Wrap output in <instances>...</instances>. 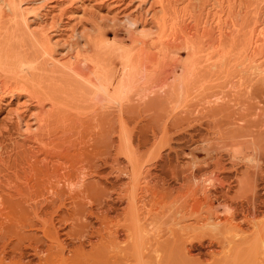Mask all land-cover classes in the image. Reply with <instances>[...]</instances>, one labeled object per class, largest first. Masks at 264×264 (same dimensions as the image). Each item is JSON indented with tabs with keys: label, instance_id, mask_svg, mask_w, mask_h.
Instances as JSON below:
<instances>
[{
	"label": "bare ground",
	"instance_id": "1",
	"mask_svg": "<svg viewBox=\"0 0 264 264\" xmlns=\"http://www.w3.org/2000/svg\"><path fill=\"white\" fill-rule=\"evenodd\" d=\"M262 84L264 0H0V210L22 203L28 217L60 220L73 199L116 210L162 191L167 211L124 223L135 248H149L134 264H264V154L242 151L236 137L198 136L235 112V136L264 125L257 100L246 112L235 105ZM144 145L156 148L154 159L133 157ZM221 150L246 161L238 189L197 175L202 165L228 169ZM198 201L224 212L202 214ZM20 234L15 262L32 264L45 252L41 237ZM110 236L93 264H121L106 256L119 244Z\"/></svg>",
	"mask_w": 264,
	"mask_h": 264
},
{
	"label": "rangeland",
	"instance_id": "2",
	"mask_svg": "<svg viewBox=\"0 0 264 264\" xmlns=\"http://www.w3.org/2000/svg\"><path fill=\"white\" fill-rule=\"evenodd\" d=\"M224 89H226V87ZM256 93H257V97L255 98H253V91L251 90L249 92L239 94L238 96L239 99H241V101H245V103L242 104L240 101L239 104L241 105L235 104L236 109L237 107H240V106L242 107V105H245L246 103L247 105H249L248 104L249 101L253 102L257 100V103L259 104L261 110H264V85L263 84L262 86L259 87V89L256 90ZM245 107H242L244 109L239 108L238 111L246 112L248 108L246 109ZM249 110H255V108L252 107V108H249ZM4 114L5 113L3 111L2 112L0 111V121H1V118L4 116ZM239 115H240L239 112H235V114L230 117L222 116V120L220 122L214 123L213 121H211L210 128H208V130L204 127H201L202 131L204 132L200 133V135L198 134L199 138L201 139V141L207 142L208 140L206 138L209 137L211 138V140H209L208 142L209 144H212V143L219 144V142H217L214 139V137L224 136L227 139H229V137H236L239 139H235V141L239 143L241 142L240 146L242 148L239 146L241 150L244 149L245 151L255 152L258 156L260 154L261 155L264 154V125L249 126L247 130V134L248 133L250 134L251 132L250 135L246 134L242 136H235V134L230 132L229 129H231L233 126V123L231 121L235 120L233 116H239ZM178 134L180 133H177L175 135H178ZM164 141L165 140L161 141L160 144L164 143ZM243 141H247V142H245L244 144ZM133 142L134 143L136 142L135 137H133ZM173 145H180V143L173 142ZM245 146L247 147L245 148ZM155 149L147 148V146L145 145L144 147L140 146L138 150L134 151L135 154H133V157H135L137 154L136 157L140 161L146 160L147 158H150L151 160L153 156L156 154ZM166 150H167V147H165L163 151H166ZM185 151H187V149ZM220 153L223 154L225 165L228 167L227 170L218 172V171L213 170L214 166L211 164L202 165V167H200L197 170V175L200 180H205V179L213 180V179H217L218 177H221L222 179H228L231 182V184L234 186V188L238 189V187L242 186L249 178V175L246 172L247 169L245 168L246 161L244 162L243 159L240 160L241 158H237V160H234V159L231 160L229 158L227 150H221ZM188 157L189 156L181 157V160H179V164L186 163L185 161L189 159ZM142 158L143 160H141ZM124 166H126L125 161H123V164L120 163L119 170H122ZM157 172H162V170L157 167ZM169 181L170 183H176V181L172 179ZM143 184H148V183L143 182ZM150 184L149 186H151ZM160 197L164 198L165 193L162 191L157 192L154 197L156 199L147 200L145 203H142L141 201H135L132 204H130L125 201L116 210H108L107 204L100 200L89 201V200L73 199V200L67 201L65 203L66 206L62 207L59 210L60 211L59 213L63 217V218L61 217L63 220L62 219L59 220L57 218L59 217L58 215L56 216L54 215L55 217H52V216L50 217V213L48 212L44 213L43 215L41 214L42 217L41 216L28 217L27 216L28 214L25 213V209L22 203H19L21 204V205H18L19 207L15 206L16 204L9 205L10 202L7 203L8 205H6L5 203L4 210L3 209L0 210V264H17L15 260L17 259L16 257L18 253H16L17 250L15 251L13 247L18 244L17 240L20 239L19 237L20 233H23V234L29 233L32 235H34L35 233V236L38 234L37 235L38 238L41 237L38 242L41 252L42 251L46 252L44 248L48 249L49 251L50 248L52 249L53 247L54 248L52 250L56 251L55 249H57L56 247H58L59 245H62V244L66 245L64 248L65 250L64 253L66 256L64 259L65 261L60 260L59 257L56 258L57 251L53 252L52 250H50V254L52 255V257L50 254H49V257H51V259L48 257V253H47L48 251L46 253L44 252L47 256L42 252L44 254L43 256L47 257V258L46 257L42 258V256L40 257L43 259L42 264H87V263L93 264L95 262L97 263V260H100L99 259L100 257L98 256H100V254L101 255L103 254L104 256L105 249H103L104 248L103 245L105 243H109L107 241V238L109 239L111 237L110 235H114V234L116 235V238H117L116 243L118 244L119 242V244L116 246L110 244V246L111 245L112 246L111 247L108 246V249H109L108 251H110L113 254L112 256L109 257L108 255L110 254L109 252L108 254H106V256L109 259L111 258V260L113 259L112 261H114V259L117 260V262L121 261V264H130V263L134 264L135 262L140 263L138 260L141 259V261H143V259L145 260L148 257L149 248L145 246L146 243H144V245L142 244L143 247L135 248L136 246H134L133 243L130 242L131 239L128 237V235H126L127 229H125L124 223L128 221L129 219L128 217H130V215H138L140 217H142L141 215H143L145 220H143V217H142V221H146V219H149L147 217H149L150 215H158V214H162L165 211H167L168 206L170 204L169 200L171 201V199L169 197L168 199L167 198L160 199ZM198 202H199V205L201 204L199 207H201L200 209H201L202 214L216 213V215L220 216L224 212L222 208L223 203L218 206H213V203L210 201H206V202L198 201ZM11 205L14 207H12ZM262 208H264V205L262 206ZM88 211H93L94 213H97V214L107 213V216L100 218L95 215H88ZM263 211L261 210L258 212L259 215L258 214L257 215L259 219L264 218ZM51 218H52V222L54 221L55 226L51 223V220H50ZM48 219L49 221H47ZM241 222H242V227H244L245 229L246 228L245 221L243 220ZM31 223L33 225H31ZM57 225H58V228H57ZM231 226H232L231 227L232 231H238L239 233L242 232L241 229L234 226L233 224ZM57 229L59 233L58 234L59 241L61 242L65 241L66 243L60 242L58 244L53 239V237L57 235L56 234ZM53 232H56V233L53 234ZM23 234H20V236ZM47 235L49 237H46ZM60 238L62 239L60 240ZM52 239L54 240L53 243H51ZM24 240L26 242L27 239L24 238V239L19 240V243L21 241L20 245L23 244ZM126 240L129 242L126 243L125 242ZM78 244H80V247L77 246ZM215 245H218V244H215ZM110 248L113 249V251ZM29 250L30 249H28V251ZM103 250L104 252L102 253ZM42 253H40V255ZM40 255H37V256L31 255L28 258L31 259L32 264H41V262H39ZM116 255L117 257L115 258ZM118 257L121 259H118Z\"/></svg>",
	"mask_w": 264,
	"mask_h": 264
}]
</instances>
